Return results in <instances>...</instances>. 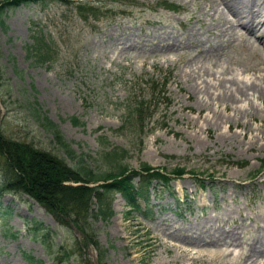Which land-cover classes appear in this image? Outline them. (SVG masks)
<instances>
[{
    "label": "rangeland",
    "instance_id": "rangeland-1",
    "mask_svg": "<svg viewBox=\"0 0 264 264\" xmlns=\"http://www.w3.org/2000/svg\"><path fill=\"white\" fill-rule=\"evenodd\" d=\"M67 1L5 9L0 134L74 165L53 136L58 130L96 173L120 164L184 169L168 187L152 183L142 204L149 218L127 214L119 194L107 195L112 214L88 219L107 264H245L250 250L264 245V94L252 90L256 84L264 93V64L241 40V27L229 28L224 53L210 58L195 48L224 22L221 5L210 0H100L97 17L87 21ZM163 1L178 8L167 11ZM40 37L51 54L44 60L33 50ZM223 69L247 84L233 104L218 97ZM137 100L151 107L143 130L130 111ZM112 149L126 154L112 160L105 156ZM197 224L206 227L188 230ZM80 237L25 194L2 195L0 188V264H36L29 256L42 264L96 261V248ZM192 239L197 247L184 243ZM66 251L73 253L68 260Z\"/></svg>",
    "mask_w": 264,
    "mask_h": 264
},
{
    "label": "trees",
    "instance_id": "trees-1",
    "mask_svg": "<svg viewBox=\"0 0 264 264\" xmlns=\"http://www.w3.org/2000/svg\"><path fill=\"white\" fill-rule=\"evenodd\" d=\"M44 1L3 0L0 3L1 26L4 28L2 16L5 9L15 8L21 4H37ZM54 1L68 2L67 0ZM105 1L124 2L125 0ZM71 2L76 4L77 11L84 19L88 14L99 10L98 7L92 4L93 0H71ZM33 50L40 60L51 56L49 47L42 37L36 38ZM164 83L161 84L158 91L155 88L153 89L164 94ZM150 108L148 104L138 100L131 107L132 117L135 116L142 130L146 126L144 123L146 117L143 115L146 114L147 116ZM44 118L48 126L53 125L49 119ZM53 136L59 146L66 151V155L74 161V165H70L63 157L50 151L0 134V188L2 195L8 192L27 195L66 225L75 227L76 231L81 234L80 238L85 241V245H93L96 250L98 243L91 232L88 219L92 221L93 218H105L112 214L110 201L106 199L108 194L119 193L124 198L128 206L127 214L141 213V202L147 203L149 201L150 187L154 181H161L163 185L168 187L170 180L173 178L172 174L181 175L184 173L183 168L168 172L162 168H153L146 163L142 164L138 170L129 171L126 166L120 164L117 170L96 173L81 156L77 159V155L70 149L69 144L64 141L58 130H54ZM125 154L126 152L123 149H112L105 153V156L117 160ZM237 164L244 165L243 162ZM136 177H138V180L135 183ZM99 181L102 182L99 183ZM201 186L204 187L203 181ZM94 202H97L96 209ZM4 215L6 213H2V216ZM148 216L149 214L145 213L144 217L148 218ZM34 230L38 231V227ZM70 254L73 253L66 251L63 258L68 260ZM97 256V264H107L103 261L100 249L97 250ZM28 258L30 262L42 264L41 261H34L31 256ZM86 264H93V262L89 258Z\"/></svg>",
    "mask_w": 264,
    "mask_h": 264
},
{
    "label": "bare ground",
    "instance_id": "bare-ground-1",
    "mask_svg": "<svg viewBox=\"0 0 264 264\" xmlns=\"http://www.w3.org/2000/svg\"><path fill=\"white\" fill-rule=\"evenodd\" d=\"M217 5H221L222 7V19L224 22L220 25V31L211 39H206L203 42V39H200L201 41H197V44L195 45V48L200 47V55L209 56L210 58L215 56L217 53H224L225 51V45L227 42V39H225L228 36L229 28H235V27H241L242 34H241V40L245 44L246 48L250 51L253 58H257L258 55V61L257 65L264 64V54L258 51L257 44L260 43L264 47V0H210ZM214 18V17H213ZM226 24L225 29H222V25ZM218 30V29H217ZM111 34V33H110ZM196 41V40H195ZM254 65V66H257ZM254 68V67H253ZM258 70L257 68H255ZM260 69V68H259ZM264 69V68H263ZM226 70H221L219 77L217 78V86L216 88L219 89L220 86H222L223 93L218 94V97L223 100V104L228 103H235V99L237 97L245 96V92L243 89V86L247 84L239 85L238 81L235 80L234 77L228 78L225 77ZM264 77V75H263ZM256 88H252V90L259 95H263V89L259 87L258 85L254 84ZM232 108L235 109V107L232 106ZM264 221V218L261 219ZM203 226V224H197V225H190L188 227L189 231H194L197 229H200ZM214 236V234L208 235V238H210L211 241H213L211 238ZM203 238V237H202ZM192 239V241H187L184 243H187L189 245L196 246V240ZM212 243V242H211ZM217 243V244H216ZM214 242L216 244V247L220 246H226V242L218 243ZM219 245V246H218ZM187 254H190L188 249L184 250ZM199 251V247L197 249V252ZM223 253V252H222ZM232 254V252H230ZM256 257H263L264 258V245L261 246H255L252 250H250V253L245 257L244 263L253 264L256 263V261H259L260 258Z\"/></svg>",
    "mask_w": 264,
    "mask_h": 264
},
{
    "label": "water",
    "instance_id": "water-1",
    "mask_svg": "<svg viewBox=\"0 0 264 264\" xmlns=\"http://www.w3.org/2000/svg\"><path fill=\"white\" fill-rule=\"evenodd\" d=\"M94 263H95V259H94Z\"/></svg>",
    "mask_w": 264,
    "mask_h": 264
}]
</instances>
